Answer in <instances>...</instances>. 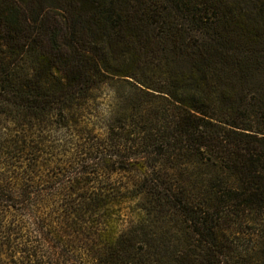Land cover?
I'll list each match as a JSON object with an SVG mask.
<instances>
[{
  "label": "trees",
  "instance_id": "obj_1",
  "mask_svg": "<svg viewBox=\"0 0 264 264\" xmlns=\"http://www.w3.org/2000/svg\"><path fill=\"white\" fill-rule=\"evenodd\" d=\"M0 264H264V0H0Z\"/></svg>",
  "mask_w": 264,
  "mask_h": 264
}]
</instances>
